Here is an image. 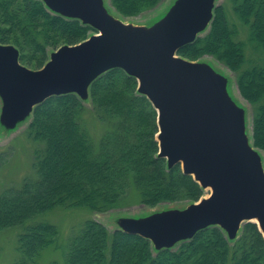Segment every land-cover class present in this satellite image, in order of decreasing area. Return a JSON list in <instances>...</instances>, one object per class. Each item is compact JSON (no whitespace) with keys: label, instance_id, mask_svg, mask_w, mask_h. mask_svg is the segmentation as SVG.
<instances>
[{"label":"trees","instance_id":"1","mask_svg":"<svg viewBox=\"0 0 264 264\" xmlns=\"http://www.w3.org/2000/svg\"><path fill=\"white\" fill-rule=\"evenodd\" d=\"M162 1L110 4L120 16L133 18ZM230 4L240 24L248 28L247 40H237V25L221 5L208 33L180 49L178 56L193 62L209 56L234 73L240 95L252 108L254 146L264 153V0ZM95 33L78 20L51 14L38 0H0V42L15 46L21 64L30 69H42L50 52L81 44ZM247 47L256 58H248ZM137 90V80L122 70L109 71L92 84L91 113L102 128L100 135L90 127L89 110L76 95L52 97L35 109L26 133L40 144L33 155L36 177L0 193V232L21 229L17 264H38L54 246L57 227L38 217L56 208L106 213L123 206L132 190L150 208L195 203L205 196L179 165L168 171L166 160L158 157V114ZM65 264H264V236L256 224L247 223L231 244L220 228L212 227L174 251L154 254L150 241L111 232L89 220L71 240Z\"/></svg>","mask_w":264,"mask_h":264},{"label":"water","instance_id":"2","mask_svg":"<svg viewBox=\"0 0 264 264\" xmlns=\"http://www.w3.org/2000/svg\"><path fill=\"white\" fill-rule=\"evenodd\" d=\"M38 1L51 14L97 33L50 52L40 70L22 65L19 50L0 42L2 128L14 132L31 122L35 109L52 97L76 95L91 104L92 84L122 70L137 80L138 94L158 114V157L166 160L167 170L179 165L210 192L183 209L119 217L115 231L150 241L154 254L173 251L212 227L231 244L247 223L264 236V154L251 143L248 112L232 91V77L211 62L178 56L208 33L218 0H175L147 26L125 22L106 0Z\"/></svg>","mask_w":264,"mask_h":264},{"label":"rangeland","instance_id":"3","mask_svg":"<svg viewBox=\"0 0 264 264\" xmlns=\"http://www.w3.org/2000/svg\"><path fill=\"white\" fill-rule=\"evenodd\" d=\"M174 1L175 0H163L153 10L133 18H124L116 11L115 12L125 22L147 26L162 16L170 8ZM106 3L107 8L114 10L110 4V0H106ZM221 5L227 9L231 22L237 25L239 31L237 40L246 41L248 28L243 27L234 15L230 0H218L216 6ZM206 34L207 32L204 33L203 36ZM246 53L250 59L257 57L250 47L246 48ZM201 60L211 62L219 70H222V73L228 74V76L232 77V91L234 95L242 101L248 112V134L251 143L253 144L252 108L250 104L240 95L236 85L234 73L222 64L218 63L212 57L206 56ZM86 106L89 110L87 117L89 119V123L91 122L90 127L95 134L100 135L102 128L92 117L91 104H87ZM1 107L2 103L0 101V113ZM29 123L30 121L24 123L14 132L5 131L0 125V193L10 188H19L23 185L26 179L36 177L35 171L32 167L34 160L33 155L34 151L40 147V144L33 142L28 137L26 129ZM209 192L210 191H206L204 197H208ZM188 204L190 203H163L154 208H150L141 204L138 193L135 190H132L128 195L127 202L123 204V206L106 213H97L85 208H56L55 210L44 213L38 217L39 221L51 223L55 225L59 231L54 246L48 248L44 252L38 264H65L71 240L80 235L86 222L89 220L98 221L106 226L111 232H114L119 229L116 223V219L119 217H137L147 214L150 215L167 209H183ZM20 232L21 229L19 228L6 229L0 232V264H17L20 259V253L18 251V236ZM178 247L179 246H176L173 251Z\"/></svg>","mask_w":264,"mask_h":264},{"label":"bare ground","instance_id":"4","mask_svg":"<svg viewBox=\"0 0 264 264\" xmlns=\"http://www.w3.org/2000/svg\"><path fill=\"white\" fill-rule=\"evenodd\" d=\"M110 11H111L113 14L117 15L116 12H115V10H113V9L110 8Z\"/></svg>","mask_w":264,"mask_h":264}]
</instances>
